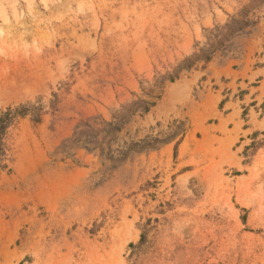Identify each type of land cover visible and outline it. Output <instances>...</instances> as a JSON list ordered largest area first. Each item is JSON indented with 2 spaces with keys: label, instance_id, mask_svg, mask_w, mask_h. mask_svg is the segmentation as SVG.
Instances as JSON below:
<instances>
[{
  "label": "rangeland",
  "instance_id": "374dc122",
  "mask_svg": "<svg viewBox=\"0 0 264 264\" xmlns=\"http://www.w3.org/2000/svg\"><path fill=\"white\" fill-rule=\"evenodd\" d=\"M5 85L0 264H264V0H0Z\"/></svg>",
  "mask_w": 264,
  "mask_h": 264
},
{
  "label": "trees",
  "instance_id": "16d2710c",
  "mask_svg": "<svg viewBox=\"0 0 264 264\" xmlns=\"http://www.w3.org/2000/svg\"><path fill=\"white\" fill-rule=\"evenodd\" d=\"M23 109H24V107H21V108L15 110L14 112H12L11 110H9L8 112L3 113L1 115V117H0V137H1V134L4 131V129L8 125L9 121H11L13 115L22 113L23 112L22 111ZM0 152H1V147H0Z\"/></svg>",
  "mask_w": 264,
  "mask_h": 264
},
{
  "label": "bare ground",
  "instance_id": "6f19581e",
  "mask_svg": "<svg viewBox=\"0 0 264 264\" xmlns=\"http://www.w3.org/2000/svg\"><path fill=\"white\" fill-rule=\"evenodd\" d=\"M5 82V81H4ZM6 83V82H5ZM11 86V85H10ZM4 87V86H3ZM11 87H13V86H11ZM8 85H5V87L1 90L0 89V92H2V91H5V92H7L8 91ZM1 97V96H0Z\"/></svg>",
  "mask_w": 264,
  "mask_h": 264
}]
</instances>
